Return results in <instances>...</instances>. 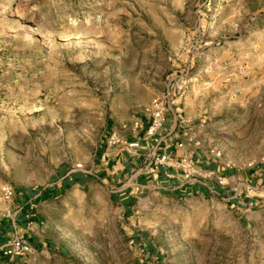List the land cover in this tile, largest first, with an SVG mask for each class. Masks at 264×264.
<instances>
[{
	"label": "rangeland",
	"instance_id": "obj_1",
	"mask_svg": "<svg viewBox=\"0 0 264 264\" xmlns=\"http://www.w3.org/2000/svg\"><path fill=\"white\" fill-rule=\"evenodd\" d=\"M1 6L0 216L5 188L33 195L87 168L170 77L183 130L244 177L224 197L152 188L132 217L107 187L55 189L29 264H264V0Z\"/></svg>",
	"mask_w": 264,
	"mask_h": 264
},
{
	"label": "crops",
	"instance_id": "obj_2",
	"mask_svg": "<svg viewBox=\"0 0 264 264\" xmlns=\"http://www.w3.org/2000/svg\"><path fill=\"white\" fill-rule=\"evenodd\" d=\"M175 103L174 109H180L179 102ZM173 120V115L168 113L163 129L151 138L146 137L145 129L135 127V124L129 133L127 130L108 131L106 142L97 149L92 164L87 168L70 170L50 184L45 192L39 191L32 195L26 191L15 190L14 196L7 199L12 210L0 216V264H29L32 256L44 248L37 210L38 204H42L44 200H37L51 192L55 194V189L64 191L72 186L107 187L111 196L122 205L124 214L131 217L136 204L152 188L161 192H188L221 197L237 190L235 183L244 178L243 173H236L233 168L222 165L220 159L209 154V149L196 143L195 139L188 138L183 130L187 122L184 118L172 130ZM136 122H144L146 125L143 117ZM112 135H115L113 141L110 140ZM179 143L183 145L180 146ZM164 153L170 156V160L156 165L153 162L154 155ZM185 156L194 159L204 171L212 170L214 173L200 180L187 177L179 163ZM151 168L154 171H150ZM242 185L241 188L250 186L244 183ZM231 198L238 201L234 195ZM16 234L34 247L31 255L10 258L3 253L2 247Z\"/></svg>",
	"mask_w": 264,
	"mask_h": 264
},
{
	"label": "built area",
	"instance_id": "obj_3",
	"mask_svg": "<svg viewBox=\"0 0 264 264\" xmlns=\"http://www.w3.org/2000/svg\"><path fill=\"white\" fill-rule=\"evenodd\" d=\"M179 82L180 81L175 77H170L162 95L154 98L150 105L145 109L143 118L146 119V125L144 122L135 123V127L145 129L147 138L154 137L163 129L168 113H171L174 118L171 124L172 130L176 129L180 123L179 121L183 119L180 109H174V105L176 104L174 97H181L184 93L183 86ZM189 122L190 121H187L185 126H187ZM185 126L183 128H186ZM184 134L190 139H196V137L191 136L187 130H184ZM110 140H115V135H112ZM196 143H200V141L196 140ZM179 145L182 146L183 143H179ZM209 154L218 159H221L222 156V153L215 148L209 149ZM169 160L170 156L166 153L155 154L153 157V162L156 165L168 162ZM179 163L185 170L186 176L189 178L200 180L207 176H211L214 173L212 170L204 171L191 157L185 156L179 161ZM150 171H154V169L151 168ZM14 194L15 190L13 188L7 187L4 189L5 199L12 198ZM2 251L10 258L17 256L27 257L33 253L34 247L22 236L16 234L2 247Z\"/></svg>",
	"mask_w": 264,
	"mask_h": 264
},
{
	"label": "bare ground",
	"instance_id": "obj_4",
	"mask_svg": "<svg viewBox=\"0 0 264 264\" xmlns=\"http://www.w3.org/2000/svg\"><path fill=\"white\" fill-rule=\"evenodd\" d=\"M4 11H5V9L1 6L0 13H3Z\"/></svg>",
	"mask_w": 264,
	"mask_h": 264
}]
</instances>
